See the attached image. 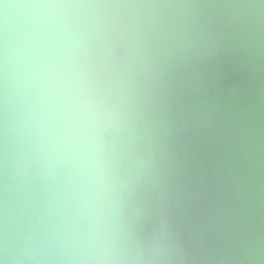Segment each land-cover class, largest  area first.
I'll list each match as a JSON object with an SVG mask.
<instances>
[{"label":"water","instance_id":"water-1","mask_svg":"<svg viewBox=\"0 0 264 264\" xmlns=\"http://www.w3.org/2000/svg\"><path fill=\"white\" fill-rule=\"evenodd\" d=\"M110 2L129 254L264 264V0ZM13 120L0 73V264H73L55 185L17 171Z\"/></svg>","mask_w":264,"mask_h":264},{"label":"clouds","instance_id":"clouds-1","mask_svg":"<svg viewBox=\"0 0 264 264\" xmlns=\"http://www.w3.org/2000/svg\"><path fill=\"white\" fill-rule=\"evenodd\" d=\"M0 73L14 115L18 173L56 187L54 234L73 264H155L126 247L117 170L121 101L110 0H0Z\"/></svg>","mask_w":264,"mask_h":264}]
</instances>
